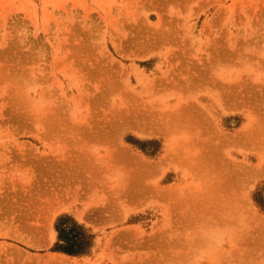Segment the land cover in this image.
<instances>
[{
    "label": "rangeland",
    "instance_id": "374dc122",
    "mask_svg": "<svg viewBox=\"0 0 264 264\" xmlns=\"http://www.w3.org/2000/svg\"><path fill=\"white\" fill-rule=\"evenodd\" d=\"M0 264H264V0H0Z\"/></svg>",
    "mask_w": 264,
    "mask_h": 264
},
{
    "label": "trees",
    "instance_id": "16d2710c",
    "mask_svg": "<svg viewBox=\"0 0 264 264\" xmlns=\"http://www.w3.org/2000/svg\"><path fill=\"white\" fill-rule=\"evenodd\" d=\"M65 228V226H58L61 237L69 242L67 245H62L61 248L68 252H77L83 241V233L74 227L70 230H66Z\"/></svg>",
    "mask_w": 264,
    "mask_h": 264
},
{
    "label": "bare ground",
    "instance_id": "6f19581e",
    "mask_svg": "<svg viewBox=\"0 0 264 264\" xmlns=\"http://www.w3.org/2000/svg\"><path fill=\"white\" fill-rule=\"evenodd\" d=\"M246 204V203H245ZM256 213V212H255Z\"/></svg>",
    "mask_w": 264,
    "mask_h": 264
}]
</instances>
